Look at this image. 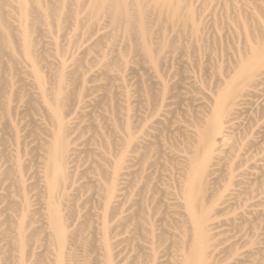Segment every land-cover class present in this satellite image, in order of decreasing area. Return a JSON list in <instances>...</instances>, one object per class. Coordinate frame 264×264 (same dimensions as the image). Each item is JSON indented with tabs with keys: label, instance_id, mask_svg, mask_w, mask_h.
Masks as SVG:
<instances>
[{
	"label": "rangeland",
	"instance_id": "rangeland-1",
	"mask_svg": "<svg viewBox=\"0 0 264 264\" xmlns=\"http://www.w3.org/2000/svg\"><path fill=\"white\" fill-rule=\"evenodd\" d=\"M0 264H264V0H0Z\"/></svg>",
	"mask_w": 264,
	"mask_h": 264
},
{
	"label": "bare ground",
	"instance_id": "bare-ground-1",
	"mask_svg": "<svg viewBox=\"0 0 264 264\" xmlns=\"http://www.w3.org/2000/svg\"><path fill=\"white\" fill-rule=\"evenodd\" d=\"M219 101H220V100H219ZM195 205H196V204H195ZM197 223H198V222H197ZM189 260H190V259H189ZM189 262H190V261H189ZM189 262H188V263H189Z\"/></svg>",
	"mask_w": 264,
	"mask_h": 264
}]
</instances>
